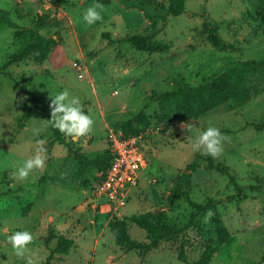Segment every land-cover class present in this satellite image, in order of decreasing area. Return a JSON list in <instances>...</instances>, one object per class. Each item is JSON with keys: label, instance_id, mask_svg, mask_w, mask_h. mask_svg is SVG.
Listing matches in <instances>:
<instances>
[{"label": "rangeland", "instance_id": "374dc122", "mask_svg": "<svg viewBox=\"0 0 264 264\" xmlns=\"http://www.w3.org/2000/svg\"><path fill=\"white\" fill-rule=\"evenodd\" d=\"M103 1V19L94 25L80 19L94 0L0 1V15L8 11L20 30L59 36L45 62L27 60L0 71V264L29 259L45 264L56 243H45L50 227L75 240L71 252L55 254L51 264H264V75L252 78L251 96L242 106L228 100L196 120L156 118L161 95L174 87L202 84L240 60H264V0H187L178 16L168 12L169 0ZM206 23L216 26L228 48L209 42ZM20 45L14 29L0 23V65ZM65 90L94 119L87 135H65L82 156L108 148L110 127H132L142 111L153 119L145 130L139 183L116 214L108 203H92L97 170L67 157V148L53 141L51 95ZM209 125L225 136L216 157L192 147L195 135ZM39 139L47 149L45 166L24 180L13 179V164L33 155ZM194 160L200 166L190 197L210 202L214 215L207 220L208 210L196 215L182 237L188 263L177 256L181 239L162 241L150 252L116 245L107 227L112 217L164 209L184 224L196 214L185 197L167 201L174 180ZM4 228L34 234L23 257L12 251L6 239L11 230ZM130 234L148 241L135 225Z\"/></svg>", "mask_w": 264, "mask_h": 264}, {"label": "trees", "instance_id": "16d2710c", "mask_svg": "<svg viewBox=\"0 0 264 264\" xmlns=\"http://www.w3.org/2000/svg\"><path fill=\"white\" fill-rule=\"evenodd\" d=\"M1 1V0H0ZM101 2H105L100 0ZM187 0H169L168 12L178 16L185 12V3ZM0 23L14 29L15 38L21 41V45L4 65H0V71H5L9 66L19 64L23 61L32 60L37 63L45 62L53 48L58 44V33L52 35H42L33 28L21 29L17 26L10 14L2 10ZM205 32L210 43L217 48H228V44L219 34L216 26L209 23L205 25ZM102 38L106 37L107 32H102ZM130 40H137L136 37ZM264 75V60L247 59L237 61L229 67L223 74L213 76L202 84L191 86L189 84L178 85L171 91L165 92L160 99L163 100L161 111L156 115L159 122H166L170 118L184 121L186 119L196 120L210 108H215L228 100H234L240 106L244 105L252 93L250 81L252 78ZM264 91V88L262 89ZM34 102L35 95L31 94ZM30 104L25 118L30 117L32 104ZM178 105L177 109L172 108V104ZM48 122L53 133V141L63 144L68 151V156H74L83 163L97 170L94 175V185L102 180L111 167L115 157L112 155L109 142L108 148L103 152L96 154L95 157L82 156L78 149L74 147V142L66 138L65 134L52 126L51 113H48ZM153 124V119L142 111L137 118L136 124L132 127L122 126L125 135H136L145 132ZM80 162V164H81ZM200 166L198 161L189 162L183 173L179 174L174 180L170 192L167 196L168 202L185 197L187 202L196 210V214L186 223H177L172 221L166 210H149L135 213L125 217H112L107 222L109 231L115 237V243L124 251L142 250L150 252L157 248L162 241L181 239L182 243L177 249V256L183 263H188V255L183 243L182 237L194 226L195 217L198 214L209 210L211 203L202 204L194 201L190 197L193 172ZM212 167L217 168L212 164ZM93 185V186H94ZM24 216L27 214L24 212ZM131 225L137 226L147 234L148 241H140L133 238L130 234ZM55 240L54 247H49ZM45 243L49 247L50 255L45 264H51L55 254L60 256L68 255L75 246V240L68 235L60 234L53 227L49 228Z\"/></svg>", "mask_w": 264, "mask_h": 264}, {"label": "clouds", "instance_id": "9594fccd", "mask_svg": "<svg viewBox=\"0 0 264 264\" xmlns=\"http://www.w3.org/2000/svg\"><path fill=\"white\" fill-rule=\"evenodd\" d=\"M104 5L100 0H94L81 14L80 19L87 25H94L103 19L102 10ZM51 123L66 136L73 138L85 136L92 131L94 124L93 117L84 111L81 101L76 96H70L68 91H60L51 95ZM191 132V128L188 127ZM40 129H35L34 133L39 134ZM225 136L219 127L209 125L192 140V147L195 151H199L204 155L218 156L223 151ZM37 147L34 154L23 160L21 163L13 164V179L24 180L34 169H42L45 166L47 149L44 146L43 139L37 140ZM214 213L211 209L206 213L205 219L210 218ZM11 228H4L3 231ZM8 243L11 245L12 251L17 257H23L28 246L34 240V234L28 229L16 230L6 236ZM27 264H34L29 259Z\"/></svg>", "mask_w": 264, "mask_h": 264}, {"label": "built area", "instance_id": "2783aa9c", "mask_svg": "<svg viewBox=\"0 0 264 264\" xmlns=\"http://www.w3.org/2000/svg\"><path fill=\"white\" fill-rule=\"evenodd\" d=\"M79 77H83V74L80 73ZM146 135L143 132L127 136L121 128H109L108 142L115 159L105 177L90 190L95 206L108 203L116 214L118 208L127 204L130 192L138 185L140 172L145 166L143 140Z\"/></svg>", "mask_w": 264, "mask_h": 264}]
</instances>
